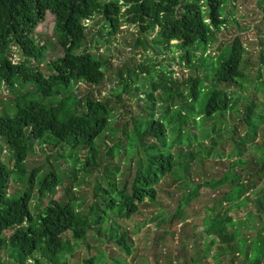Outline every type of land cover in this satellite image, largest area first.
<instances>
[{"label": "trees", "instance_id": "16d2710c", "mask_svg": "<svg viewBox=\"0 0 264 264\" xmlns=\"http://www.w3.org/2000/svg\"><path fill=\"white\" fill-rule=\"evenodd\" d=\"M235 11L233 0H0V89L12 93L16 84H37L36 91L21 94L13 114L0 116V151L6 147L13 163L10 168L0 156V251L15 262L5 264H75L81 249L82 264H127L121 254L130 256L133 242L119 220L156 204L168 179L183 193L176 212L202 216L207 243L203 249V240L192 244L201 246L196 255L184 245L180 264H212L208 258L213 264H264V146L258 141L264 90L247 74L248 52L238 38L218 45L223 32L238 26ZM47 14L62 53L46 63L45 77L38 64L45 61L46 45L34 35ZM97 18L103 28L92 34ZM122 26H134L143 39L151 36L154 50L162 51L159 62L149 57V64L138 63L125 77L116 70L114 88L102 99L91 90L79 96L77 86L97 88L109 66L106 54L84 49L88 36L91 45L107 43ZM261 31L264 45V20ZM139 39L134 47L145 53ZM16 53L21 60L13 64ZM141 74H154L146 93L133 86ZM42 86L48 93L39 91ZM52 97L55 104L47 101ZM121 112L130 120L114 127ZM32 143L67 149L74 165L65 180L58 166L27 167ZM209 160L224 171L192 181L190 164ZM99 169L83 209L72 189ZM65 182L71 185L62 200H46ZM13 185L17 193L9 195ZM202 190L215 192L213 205L192 204ZM252 220L256 232L248 237ZM182 223L174 213L159 227L174 235ZM110 244L117 249L111 254L105 248Z\"/></svg>", "mask_w": 264, "mask_h": 264}, {"label": "rangeland", "instance_id": "374dc122", "mask_svg": "<svg viewBox=\"0 0 264 264\" xmlns=\"http://www.w3.org/2000/svg\"><path fill=\"white\" fill-rule=\"evenodd\" d=\"M106 1H115V0H101V2ZM235 14L234 18L238 22V26L229 27L227 31L223 32L219 37L218 45L230 44L234 39L238 38L243 47L248 52L249 58V70L247 74L253 78V80L257 81L259 88L264 90V86L261 84L264 83V45L262 41V31L261 26L264 20V2L263 0H233ZM103 23L100 24L99 19H95L93 24L90 26V33L97 34L99 30H102ZM106 29H103V31ZM53 17L50 14L45 16L44 21L39 24L35 31L36 39L41 43L46 45L45 52V61L44 63L38 64L39 71L44 74L46 77L49 74V71L46 67V63L49 60H53L61 55L62 51L59 45L56 42L55 36L53 35ZM140 38V39H139ZM151 36L143 39L140 37V33L138 30L133 27L122 26L118 33L114 35V38L111 39L107 43H100L91 45L90 44V36H88L87 42L85 44V50L91 51L93 53H98L101 56L106 54L104 57L107 60L108 57V67L104 71V81L94 89L90 87L80 84L77 86L78 95H84L87 91L91 90L93 98L102 99L109 94V90L114 88L115 85V71L120 69L122 75L125 77L126 72L131 73L136 70L138 63L146 66L149 61V57L151 60L155 62L158 61L159 52L162 54L161 49L154 50V46L151 43ZM142 42L146 46V51L142 49H136L134 45L137 44V40ZM115 41L117 44L115 45ZM137 41V42H136ZM110 43V44H109ZM156 45V44H155ZM217 45V46H218ZM115 47V48H113ZM213 53L216 52V48L212 50ZM157 57H156V56ZM129 58H133V60H128ZM21 57L16 53L12 57L13 64L19 62ZM163 69V67H161ZM176 70V68L174 67ZM139 73V71H138ZM183 74L186 73V70L182 71ZM260 79L256 80L257 77ZM144 75H139L137 81H134V87H137L140 93L145 92V89H149L147 84H150L154 79V74L146 75V79H144ZM128 82H132L128 80ZM141 86H145L142 88ZM14 92H7L4 89H0V116L3 111L6 112L7 115L14 113V105L17 100L21 97V94L24 92H33L37 89V84L35 81L28 82L26 84H16ZM43 93H48V87L42 86L39 90ZM61 95L64 96V92L60 91ZM146 93V92H145ZM160 91L154 93L155 98V107L156 111L160 112L164 107L162 102L160 101ZM58 98V96L56 97ZM56 98L52 97L47 99L49 104H55L57 102ZM132 104H135V100L132 101ZM141 105V104H140ZM134 107V106H133ZM130 108V111L134 114L137 113L135 109ZM81 109V108H79ZM128 112V111H126ZM128 119L130 120V116L126 115L125 112H121L120 116L115 120L114 127H120L119 123H127ZM130 128V127H129ZM201 137V135H198ZM259 145L263 144L264 146V124L261 127V130L258 134ZM106 144H109L107 140ZM261 148L259 147V150ZM2 152L0 151V156L2 162L6 165V162L10 168H12L13 163L9 160V153L6 147H2ZM229 152V151H228ZM102 153L105 151L102 150ZM69 152L65 147H53L52 144H44L40 147L37 143H32L31 153L28 155L27 167H38L40 170H43L45 166H53L54 168H59L61 170L62 179H66L64 174L70 172V168L74 165L71 158L68 157ZM82 156V155H81ZM80 158L84 160L82 157ZM107 158L106 156L103 157ZM178 159V157H177ZM109 160V159H108ZM198 160V157L195 158ZM214 160H218V157ZM115 165H118V160H115ZM112 163V162H111ZM105 166V165H103ZM124 167V163L120 165V168ZM190 177L194 182H200L203 179L207 178H217L219 173L224 171V167L215 166L211 164V161H205L203 165L198 166L195 162L194 164H190ZM55 172L56 169H54ZM101 169L97 172L86 176L84 180H78L75 182L74 188L72 189V193L77 205L85 204V207L88 203H90V197L93 192V184L94 179L99 177L102 173ZM80 176V175H79ZM68 184L71 183L65 182V184L56 190V194L53 196H47L46 200H55L59 201L64 198V194L68 188ZM178 184L174 185L177 187ZM173 186L172 180L168 179V181L163 182L162 189L166 190L161 198L157 199V203L151 206H148L145 209H141L139 215L135 216L130 220H119V224L125 227L128 230L129 236L133 242V248L130 256H122V260H124L127 264H180V258L186 257L184 245H188L189 255H196L201 253V246H192V244H201L203 240L204 234L201 232V225L203 217H192L184 209L177 210V202L181 199L182 194L179 190H177ZM17 185L11 186L9 190V195H14L17 193L16 189ZM193 186H190L188 189L191 191ZM215 192L202 190L195 198L192 199V204L195 202L200 205H213V199L215 198ZM83 207V209H85ZM249 204L247 206L242 207V212H240V216H243L249 209ZM253 208V205L250 206V209ZM174 213H178L181 221L183 222L179 227L176 233L173 235L169 231H166L163 226L159 227V223L162 222V219H165L166 216H170ZM255 222L253 220L250 223L247 234L248 237H253L256 230L253 229ZM253 229V230H252ZM166 232V233H165ZM264 235V231H263ZM93 245V243H92ZM207 243L203 240L202 249L205 248ZM216 245V242L213 244ZM107 252L111 254V250L117 251L113 244L105 247ZM212 252H214V247H212ZM254 252V245L251 249V255ZM75 258L73 262L75 264H82V260L86 256L85 250H78L75 253ZM0 256H3V259H0L2 262L7 263L9 258L4 255L3 252L0 251ZM188 259V258H187ZM210 263L213 264L211 259L208 258Z\"/></svg>", "mask_w": 264, "mask_h": 264}]
</instances>
